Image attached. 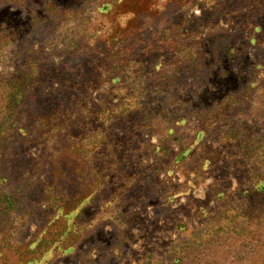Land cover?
I'll return each mask as SVG.
<instances>
[{
  "label": "rangeland",
  "instance_id": "obj_1",
  "mask_svg": "<svg viewBox=\"0 0 264 264\" xmlns=\"http://www.w3.org/2000/svg\"><path fill=\"white\" fill-rule=\"evenodd\" d=\"M0 264H264V0H0Z\"/></svg>",
  "mask_w": 264,
  "mask_h": 264
}]
</instances>
